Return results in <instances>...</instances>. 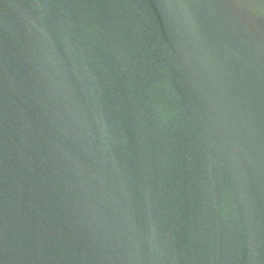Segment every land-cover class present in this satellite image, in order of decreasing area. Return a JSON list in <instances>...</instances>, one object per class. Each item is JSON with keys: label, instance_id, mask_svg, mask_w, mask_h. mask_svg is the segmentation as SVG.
Returning a JSON list of instances; mask_svg holds the SVG:
<instances>
[{"label": "water", "instance_id": "1", "mask_svg": "<svg viewBox=\"0 0 264 264\" xmlns=\"http://www.w3.org/2000/svg\"><path fill=\"white\" fill-rule=\"evenodd\" d=\"M0 264H264V0H0Z\"/></svg>", "mask_w": 264, "mask_h": 264}]
</instances>
